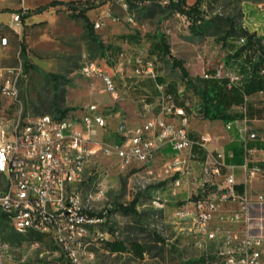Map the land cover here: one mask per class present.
Returning a JSON list of instances; mask_svg holds the SVG:
<instances>
[{
    "label": "rangeland",
    "instance_id": "rangeland-1",
    "mask_svg": "<svg viewBox=\"0 0 264 264\" xmlns=\"http://www.w3.org/2000/svg\"><path fill=\"white\" fill-rule=\"evenodd\" d=\"M51 1L0 0V70L18 66L23 69L18 78L20 105L0 99V110L12 113L20 107L22 113L30 117L44 113L59 115L58 109L67 108L70 109L64 115L80 114L89 104L97 103L111 116L110 126L114 130L121 119V109L132 107V98L127 94L125 101L114 103L100 79L82 75V64L86 58H93L111 73L121 65L120 73L127 74L131 66L126 57L146 47L156 56L158 71L166 80L177 88L185 85L183 97L197 110L189 123L191 139L209 150L205 160L201 153L193 156L191 150V156L178 163L169 165L172 157L159 156L152 163L128 170L122 169L113 157L99 155L90 161L83 196L86 197L99 182L106 187L102 209L97 212L98 216L104 214L106 220L92 228L118 231L125 251L132 253L113 256L98 250L96 264H214L216 243L209 242L206 248L196 245L195 236L190 233L192 221L182 219L178 211L182 208L194 210L193 203L198 197L208 196L207 187L221 188L210 182L215 179L211 174L215 158L222 163V174L227 170L226 164L243 163L249 187L244 194L246 209L241 212L240 220L233 217L241 208L239 201L221 202L211 227L220 237L243 236L247 227L252 234H264V203L257 201L258 195L264 192V151L250 154L242 142L231 137L225 122L202 116L199 95L187 85L181 70L174 66L160 44L164 34L172 55L184 61L194 84H201L203 75L225 64L243 42L239 31L242 0H201L205 20L199 27L200 32L193 31L182 16L172 13L158 1H148L126 10L119 0H60L64 3L23 18V14L34 12ZM98 1L104 3L86 12L90 23L80 11L65 4L86 6ZM15 15H19V20H15ZM97 21L101 27H96ZM101 43L119 45L121 51L104 50ZM119 87L121 93L126 91L121 84ZM247 104L264 106V78L246 83ZM130 117L131 122L136 123V118ZM251 128L264 140V118L251 121ZM114 138L118 139H110ZM229 150L232 151L230 159ZM251 160L258 161L262 168V173L253 178L245 167ZM231 173L239 182L236 174ZM186 174L188 178H184ZM177 178L182 180L178 187L174 185ZM219 180L222 182V177ZM136 197L139 198L136 212L124 211L122 207L129 206ZM0 234L13 245L15 260L20 263L45 264L58 250L54 241L46 236L17 233L1 212ZM134 242L144 245L145 256ZM103 248L119 252L112 250L108 242Z\"/></svg>",
    "mask_w": 264,
    "mask_h": 264
},
{
    "label": "built area",
    "instance_id": "built-area-1",
    "mask_svg": "<svg viewBox=\"0 0 264 264\" xmlns=\"http://www.w3.org/2000/svg\"><path fill=\"white\" fill-rule=\"evenodd\" d=\"M119 1L124 9H129L126 0ZM177 15L191 25L188 16ZM15 20H19V15H15ZM95 25L101 27L99 21ZM241 40L244 43L245 37ZM126 59L131 66L127 74H121L118 67L111 73L93 58H86L81 73L100 79L114 103L125 101L141 80L152 79L154 90L145 89L137 99L136 123L131 122L129 113L122 108L121 119L111 130V116L97 103L89 104L80 114L60 116L44 113L30 117L20 107L12 113L0 110V212L8 217L17 233L43 235L54 241L58 250L45 264H96L98 250L113 256L132 255L129 251L112 252L103 248L104 243L119 240L118 231L92 228L106 220V216L97 215L106 196L104 183L99 182L83 196L88 164L93 158L99 155L116 158L119 166L128 170L152 163L159 156L172 157L169 165L191 156L194 141L189 123L197 110L183 97L185 85L172 92L169 81H159L157 58L146 47L135 50ZM22 73V66L0 70V99L20 105L18 78ZM211 78L226 79L227 86L231 87L240 84L243 75L235 67L221 64L214 72L203 75V79ZM119 83L126 91L121 93ZM246 109V104L241 107L244 114ZM225 126L228 130L237 129L250 154L264 151V147H248L251 140H264L251 131L247 116L229 121ZM105 131L108 138L117 137L118 141H107ZM167 148L175 155L164 154ZM251 162L253 165L248 166L246 162L245 167L253 178L262 173V168L258 161ZM221 165L215 158L211 167L215 179L210 180L212 185L221 188L216 187L206 197L199 196L193 203L194 210L182 208L178 215L192 221L190 233L195 236L196 245L206 248L209 242L216 243L214 264H264V234H252L247 227L243 236L220 237L211 227L221 202L239 201L241 208L233 214L236 220H240L241 212L246 209L245 192L242 194L236 189L238 182L233 173L222 174ZM181 182L177 178L174 185L178 187ZM257 201L264 203V192L258 195ZM0 264H25L15 260L13 245L1 234Z\"/></svg>",
    "mask_w": 264,
    "mask_h": 264
},
{
    "label": "trees",
    "instance_id": "trees-1",
    "mask_svg": "<svg viewBox=\"0 0 264 264\" xmlns=\"http://www.w3.org/2000/svg\"><path fill=\"white\" fill-rule=\"evenodd\" d=\"M128 3L129 8L134 7L136 5H143L148 1H158L161 3L162 0H126ZM61 3H64L60 0H53L50 3L45 5L39 6L35 9L34 12L23 14V18L34 14L40 13L42 11L47 10L50 7L57 6ZM103 1H98L96 3H91L86 6H77L73 5L72 2H66V5H69L70 9L78 10L79 13L84 15L85 19L90 23L89 17L86 15V12L90 9L98 7L102 5ZM166 9H169L172 13H181L188 16L191 20V27L192 30L195 32H200L199 27L205 20L204 11L201 8V0H195L192 3H189L188 0H171L166 4H163ZM242 37H245V42L242 43L240 46L236 47L235 50L232 52L230 57L227 59L225 64L228 67H235L242 75L243 80L240 84L232 85L231 87L227 86L226 79H202L201 84H194L193 79L190 77V73L186 68L184 61L178 59L176 56L172 55L170 45L168 44L164 34L161 35L160 44L163 48L165 54L169 55L174 66L178 67L184 79L187 80V85L189 87H193L196 90V93L200 97V108L199 111L205 119L210 120H222L223 122L227 123L229 121H233L235 119L243 118L247 116L248 118H264V106L263 107H256L251 104H247V109L245 114L242 111L235 110L236 107H243L246 104V83L254 81L256 79L264 78V44L262 42V38L258 37L255 33L249 32L243 27L239 28ZM232 35V32L229 33ZM101 47L104 50L107 49H117L120 53L121 48L119 45H112L107 44L104 45L101 43ZM23 57L25 59V63L28 66L26 50L23 48L22 50ZM233 61V62H231ZM235 62V63H234ZM238 64H237V63ZM57 77L56 75H53ZM162 81V77H159ZM138 87V86H137ZM177 86L170 82L169 83V90L172 92L177 91ZM137 90V89H133ZM60 110L61 113L56 116L64 115L67 110ZM107 141H112L107 136L105 137ZM114 141V140H113ZM118 141V139H115ZM264 146V141H253L248 144L249 148L257 147L262 148ZM192 153L193 156L196 154H202V160H205L208 155V150L201 148V145L197 142H194L192 146ZM237 190L244 194V186L243 184L236 185ZM212 189V190H211ZM215 188L207 187L205 190L206 193L215 191ZM139 198L136 197L132 200L129 206H124L122 209L126 212H136V206L138 203ZM4 217L5 214L1 213ZM100 217H104V214H99ZM30 236H36L35 234H31ZM123 240H117L114 242H108L110 247L114 251H125V247L123 245ZM136 243L138 246V251L141 253L144 252L145 248L144 245L139 242Z\"/></svg>",
    "mask_w": 264,
    "mask_h": 264
},
{
    "label": "crops",
    "instance_id": "crops-1",
    "mask_svg": "<svg viewBox=\"0 0 264 264\" xmlns=\"http://www.w3.org/2000/svg\"><path fill=\"white\" fill-rule=\"evenodd\" d=\"M195 0H188L189 3L194 2ZM241 10H242V19H241V27L245 28L249 32L255 33L258 37L262 38V42L264 44V0H242L241 1ZM123 55V54H122ZM119 70L121 71V65H117ZM159 77H162V81H168L166 78L159 73ZM158 77V80L161 81ZM134 79L130 78L129 81H133ZM138 86V87H137ZM134 87L137 90H132L128 94L131 100L133 101L132 107L130 109H126L130 116H135L136 111L138 109V102L135 100V98L138 97L144 92L145 89H151L154 90V81L152 79H143L141 80L138 85ZM133 94L136 95V97H133ZM239 108H234L235 110ZM241 111V110H239ZM250 119V128H251V121H256L258 118H249ZM231 133V137L235 140H238L242 142L243 147L245 148L244 141L240 137L237 129H231L229 130ZM252 131V128H251ZM191 135V134H190ZM232 141V139H231ZM257 141V140H251L250 142ZM249 142V143H250ZM264 147V146H263ZM262 147V148H263ZM232 148V147H231ZM209 151V150H208ZM172 150L170 148H167L164 151V154H170ZM260 152H263L262 150ZM229 159L232 157V151L229 150L228 152ZM246 164V163H245ZM253 165L252 162L248 163V166ZM227 170H225V173H231L234 172L236 176L238 177V184H243L244 190H248L249 185L247 184L245 178L246 174L243 171V163L236 164V163H229L226 164Z\"/></svg>",
    "mask_w": 264,
    "mask_h": 264
}]
</instances>
